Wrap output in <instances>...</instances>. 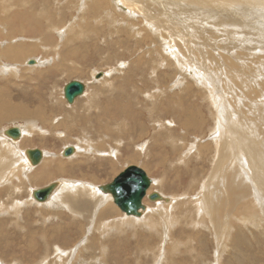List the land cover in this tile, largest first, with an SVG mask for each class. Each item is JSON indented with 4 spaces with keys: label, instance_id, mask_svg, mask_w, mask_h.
I'll return each instance as SVG.
<instances>
[{
    "label": "bare ground",
    "instance_id": "1",
    "mask_svg": "<svg viewBox=\"0 0 264 264\" xmlns=\"http://www.w3.org/2000/svg\"><path fill=\"white\" fill-rule=\"evenodd\" d=\"M26 1L27 0H11L10 2L8 0H0V123L7 122V121L10 122L12 120L13 121L21 120L24 122L23 128L17 127V126L13 127V128L18 129L19 131L18 138H9L8 136L4 135L5 129H3L2 131L0 130L1 131L0 132V183H2V181L4 182V180L5 181L9 180L8 182H10V180L12 179H15L16 181H18V183H20L22 182L21 181L22 179L20 178L19 174H21L22 175L21 177L24 179V182L25 181H29L32 183L36 182L37 184V182L50 179L53 175L55 176L57 174L58 175H61V174L73 175L74 173H76V170L81 171V172L84 171L82 166H79L80 164L77 163L76 161L78 159L77 156L79 154V149L73 146L71 147L73 148L74 151L70 156H68L69 158H67L69 159V163H65L64 161H62L64 160V158H66L65 156L62 155V153H60V157L61 158L63 157L62 159L59 158L57 160V159L52 158L51 161L50 159L46 160V158H48L47 156H50V155L47 154V151L40 150L41 159L39 160L38 163L31 164L26 154V151L34 150V149H25L22 151L19 148H17L18 146L16 144H18V142L21 140V138L23 137V134H27L29 137V136H32L31 133H33L35 130H37L40 134L42 132L44 134H48V133H54V132L56 133V130L61 128L64 133V136L65 134L66 135L73 134V132H76L78 133V135H81L84 137L85 136L89 137L91 134H93V136H95V138L97 139L95 140L96 142L95 148H94V145L91 148L90 144L88 142H85L87 146L84 150H82V153L80 154L84 156H86L85 154L87 155L97 154L98 156H100L98 157L100 159H101L102 154H105L104 156H105L106 162L104 164H106L108 167H112L111 169L113 168L116 169L115 166L118 163L117 160H119V157H118L119 151L118 149H115L114 147L113 148L110 147L107 140L111 139L112 142L118 141V138L121 136V135L119 136V134L123 132L125 128L123 120L124 119L128 121L130 120V122L132 121L131 123H134V120H136L137 117L135 116L134 111H133L134 113L129 112V114L128 113L126 114L124 110L121 108V106H118L114 100H111V97H109L110 99L106 98L105 103L103 104H100L97 101V98H99L98 96L103 92V90L101 89L102 87H107L108 91H111V89L113 90L114 85H115L113 81L114 79L113 80L109 79V76L107 74H104L102 76L103 78L99 80L98 82L92 81V83L94 84L98 83V84L95 87H92L89 90L90 93L87 95H85V92L87 90L84 88L83 93L80 96L76 97L71 104H68V105H72L69 108H65L64 106L61 107L60 103L57 101L56 103L49 101L46 98V94H47L46 90L44 92L38 91V90L35 91V93L33 92L34 96H31V98L29 97V99H26V94H23L21 97L23 99H26L29 105L25 104L24 102L23 103L19 102L17 100H16L17 102H15L13 101L14 99H12L11 94L9 96L8 94L9 90L8 89L6 90V87L3 86L2 79L7 74H11L14 77L16 73L18 72V68L20 67L22 61L25 59L26 61L23 62L24 63L23 65L25 66L26 70H32L33 72H37L38 75H42V76L48 75V73L52 71L54 66L48 68L47 65L43 63L41 58L36 57L37 52L42 51V50L44 52H48L47 48L49 47L58 48L56 46V42H54L55 40H52V35L58 36L61 42H63L66 39L67 37L66 29L63 25L66 24L65 22H67L66 19L69 18L68 16H70V18H73L74 19L73 21H77L75 24L80 27L79 32H78L79 33L78 37L80 39L86 38L88 42H92V43L96 42V40L98 39L101 40V38L98 37L97 35H99V30H100L98 26L102 27L104 24L103 22L107 23L111 27V30H112L111 33H113L114 35L117 32H119L121 36H125L126 39L131 38L132 41H133L132 38L134 39L136 38L138 41L139 40L138 36L140 34L143 35L144 33L148 32L149 34L144 36V38L146 40L155 39V40H152L154 44L152 43L153 46L150 47L152 50V54L153 52L155 53L157 51V47L159 48V50L161 48L162 57H164L165 60L168 62L167 64L168 66L167 65L166 66L170 70H173V73L180 72V75H178L177 73V76H178L177 79L179 80V83L176 84L175 82L173 85H171L172 89L168 92H171L174 89H176L177 85L178 87L183 88L184 90L185 89L190 90L188 83L192 82L193 85H195L198 90V91L196 90L195 93L200 94L202 97V98L200 97L201 100L207 105L206 107L211 108L212 113H209V114H211L210 120L214 126H213L212 131H210V136L208 135V137H206L207 139H205L203 143L200 144L199 146L196 144L188 146L187 144L188 146L186 148L187 151L184 149L186 151V153L184 154L187 157L190 154V151H192L193 149L195 150V152L196 150L197 151L200 150L205 153H210L211 155L210 162L213 161L214 163V170L212 171L210 175L211 178L209 177L206 181L203 177L204 180L201 179L202 180V183L200 182L201 184L200 183L198 184L197 183L198 179H195L196 180L195 184L198 185L199 190L194 191L192 189L191 191H189L188 194L189 193L193 194V197L188 195L187 199L184 198V196L183 198L179 197L180 199H178V198H172V197L169 198L167 196H163L162 194H159L156 192L148 193V190L150 187L149 186L148 189L146 190L145 196L143 197L141 201V204L144 208L143 210L139 209L138 216L126 215L116 206L124 214V216L119 214L120 212H118L116 208L111 205V202H110L112 201L111 195L101 192L98 188L100 186H96L95 183L88 182V180L74 181L71 179L70 180L62 179V181L60 180L58 182H53L51 183L54 185L53 190L51 191V193L48 195V197L45 200L40 201V202L36 201L32 197V192L37 189H32L30 190L29 199L31 200H29V202L32 201L33 202V203L31 202L32 204H35V205L37 204V206H40L39 209L42 208L40 209L41 213H43L44 210H47L48 214L46 215L44 213L46 217H50L51 215L52 217L54 216L57 217L59 215L61 216L62 210L71 213V216H77V215L79 216V212L80 210H82V213H87L90 215L88 224L90 223V226H92V228L98 224L100 227L99 229L102 234L104 232L109 231V232L114 233L116 236L121 235L122 237L123 234L127 232L128 230L134 231L136 228H138L139 230L151 231L153 232V234L157 233V235L162 236V238L164 237L163 242L165 243V245L163 247H168V245L170 244L169 245L170 247L166 248L164 257L160 261V264L175 263L174 259L176 258L177 254H179V251H180V250L178 251L179 248L177 246L183 247L182 240L179 238V236H173L170 228L172 227L174 223L177 222V220H180L179 218L182 216L184 209H188V211L184 215L186 222H187L186 224H189V227L191 228L192 226L200 225V227H204V229L205 228L208 229L209 234L211 232V234L213 235V237L211 235L210 237L213 238V240H215V243H217V245L219 243L221 244L223 240L230 242L232 239H234V237L238 240L239 239L238 236H233V238L231 237V234L237 233L239 230L238 226H233L231 224L232 223L231 219L234 218L240 222L253 215V210L250 208V204H248V201H249L248 197H249L250 189L251 190L253 189V192H254L253 194L254 196L252 195L253 197L251 196V198H255L256 203L261 205V209L264 210V166H263L264 162H262L261 160L262 154L258 151L259 149L257 150L258 151L257 152L255 148L257 147L258 136H260V138L262 137L264 138V74L259 75L260 77L262 76L261 80L263 84H260V83L255 84L254 82H252L256 78L258 82L259 77L257 76V74H260V72L264 73V65L260 66L259 63H257L258 66L255 64L256 65L255 67H253L254 65L251 67L250 63L246 64L245 61L240 62L239 64L242 65V68L245 71V72L244 71L241 72L239 68H237V65H239L237 62L239 61L236 60L239 58L242 59L243 57L246 59L247 58L249 59L250 56H253V58L254 56H256V58L258 60L260 59V61L263 60L264 58V45L259 46V47L254 46L259 43L260 38L264 37V27L259 24L261 21L258 22L259 15L255 7L251 8L252 11L249 9V7H247V4L253 3L255 1H257L256 4H259L264 0H242L244 1V3L243 4L239 3L238 6H237V2L241 0L239 1L238 0H30L31 2L30 5H27V7H24L26 4ZM37 7L40 9V11L37 9ZM52 10L54 11V13H57L55 17L57 18L56 23H52L53 28H51V30L49 29V25H48L46 28L47 32H44V31L42 32L41 30H39L40 28L39 26L41 22L43 21V19H47L49 22L51 21ZM38 11H39V14H38ZM91 23L93 24L91 25ZM83 24L89 30H87ZM102 29L104 30V28ZM219 33L230 34V36L227 37L226 35V38L224 36L221 37ZM75 35L77 36V34ZM78 37L76 39L77 40L76 43H78ZM236 37L238 38L237 43L235 41V44L233 43L234 45L231 44L230 38L235 39ZM40 38H42L43 40H39ZM109 38L111 39L109 43L113 44L112 42L113 37H109ZM70 40H71L70 42H72V39ZM213 40L218 41V43H216V46L212 48V46L210 45V42ZM247 40H249L250 43L242 44V41L245 42ZM255 40H258V43ZM68 42L69 41H66V43ZM239 43L242 44V46L240 45L238 46ZM262 43L264 42L262 41ZM81 44H83V41H81L80 45ZM248 44H251V45H248ZM40 46H42L41 49L38 48ZM81 46H84V45H81ZM95 47L97 48V45ZM133 47L135 48L136 46H133ZM257 48H259L258 51L256 50ZM84 50L85 49L83 48V51ZM59 51H62L63 55L69 54V56H72V57L83 56V58L81 59H84V56H85V54L83 55L82 48L80 46L71 47L70 45L66 49L63 47V49H60V50L58 49L57 55H59ZM155 58H157V56ZM29 61L33 62L32 64H29V65L31 66L35 64L36 65L32 67H28L26 63H28ZM164 62H161V63L163 64ZM235 62L237 63V65ZM131 63H132V66L134 63L133 68L135 69V72H138L137 74L142 75V79H144L143 75L145 72V68L147 71H149L148 68L150 67L149 72L154 75L158 70L157 67H162V66H157V67L153 66L155 64L153 59H150L148 64L147 63L142 64L140 58L133 60ZM40 66L42 68H45V67L47 68L45 70L44 69L38 70ZM155 67L156 69H154ZM192 68L193 69L195 68L196 70L194 72H189L191 74L189 75L190 77L188 79V77L181 71L183 69H190L192 71ZM75 70L77 69L72 70L70 74L68 72L69 76L77 75L78 72H80V71H75ZM94 72L95 71H93V74ZM129 74H132V73L128 72V75H127V79L130 81ZM160 76H163V75H160ZM253 76H256V77H253ZM39 77L43 78L44 76L43 77L39 76ZM92 77H94V75ZM251 77L255 79L251 81L250 80ZM98 78H95V79H98ZM172 79L173 78L171 77V80ZM182 79H184L187 84ZM154 80L159 83L158 79L155 78ZM73 81H76V80H73ZM145 82H146L145 80H142L141 83L145 84ZM161 82H163V79L161 80ZM129 85L131 87V84ZM258 85L261 87H259ZM51 90H54V88L51 87ZM149 90L150 89L146 90V92H143V96L146 97L147 100H154V98L155 100L156 99L159 100L161 94H163V92L159 90L158 91L155 90L152 92ZM224 91L226 92V94H224ZM119 94L121 95V97H126V95L122 91H119ZM179 94L181 95L180 92ZM174 95H173V98L175 97ZM225 97L227 98V100ZM80 98H83V99L75 103V101ZM162 100L164 101V99ZM20 101H23V100H20ZM166 102H168V100ZM150 103H153V102H150ZM155 103H153V105ZM111 104L113 106V109L109 107ZM147 104L148 103H146V105ZM183 105L185 104L183 103ZM198 105H199L198 108H194V109L191 108V110H181L182 114H184L182 115V117H180V120L182 119L181 121H182L184 132H187L192 128H195L193 132H199L205 128V123L207 122V120L203 119L201 115L203 105L202 103ZM136 108L137 107H135V109ZM157 108L158 106L153 107L152 112H151L152 113L151 117H154L155 115V117L157 116L158 118L159 111H157ZM90 121H93L94 125H92ZM74 123L77 125L79 124V125L77 126ZM141 125L142 126L140 127V129L137 126V133L139 132L138 137L140 138L143 137L144 139L148 131H147V128L143 124ZM176 125H177V122H176ZM196 126H198V128ZM45 127L47 129H45ZM115 127H117L118 130L121 128L120 129L121 132L120 131L115 132L112 129ZM127 129L128 128H126V130ZM175 130L176 129H174V131ZM247 132L248 134L250 133V136L247 135ZM130 135L129 137H131ZM174 135L176 136L177 134L174 133ZM253 137H256L257 139H253ZM34 139L42 140L41 142L46 140L42 138L32 139L31 137L25 140L26 142L31 143ZM133 140L130 138L128 139V141L131 142L129 149H133V152H131L129 155V158L132 161L130 162L129 160L130 163L128 164H131L133 162H136L137 160H143V159H144L143 161L145 160L148 161L147 155L149 153H148V149L145 148V144L144 146H140L138 145V143H136ZM63 141H64V138H63ZM168 141H166V143ZM154 144L156 143L154 142ZM182 145H184V147L186 146V144H182ZM82 146L84 145L82 144ZM68 147L70 146H66L65 148H68ZM79 148L81 150V146H79ZM170 148L172 147L170 146ZM104 150L106 152H104ZM124 153H125V150H124ZM190 155H192V153ZM205 155L200 154V157L205 156ZM196 159L198 158L196 157ZM183 160H185V158ZM189 160H191V158H189ZM74 161L77 164H75ZM152 161H153V158H152ZM86 162L82 164L85 165L86 168H88ZM90 162H91V159H90ZM164 162L165 160L163 161L159 160L158 166H161V168L164 169L163 171L165 173L166 170L164 167ZM184 162H186V160ZM180 163H182V161ZM259 164H261L262 169L258 168ZM36 166H39L38 169H41V170L33 171ZM117 171L118 170H113L112 173L110 172L111 177ZM161 178H157L156 180H154V183H153V186H156L157 190L160 192L164 191V187H163L164 178L162 180ZM176 178L178 179L177 175L175 178H173V180ZM89 179L91 181L94 180L93 176H90ZM169 183H171V181ZM175 184L177 183L172 181V187ZM105 185H102V186H105ZM21 188L23 189V186H21ZM153 193L158 194L159 200L151 201L154 203L151 206L152 208H147L143 204L145 202V201L143 202V200L144 198L148 200V196L152 195ZM164 203H167V204H164ZM262 215L264 218V211ZM130 217L140 218V219H133ZM82 229H83V226H77V231H80L78 232L79 233L78 237L82 236V233H83ZM192 229L194 230V228ZM193 230L189 232L188 235L186 234L189 237L188 238L189 243H187L185 240L186 244L184 245V248L188 251H190L189 244L192 243V241H194L195 237L200 238L199 235L195 236L196 231H193ZM151 232L149 234H151ZM241 235H243L242 232H241ZM138 236L136 238H134L133 236L132 237L134 239H137ZM43 237H46V236H43ZM124 238L126 239V236L123 237V239ZM101 240H104V239L101 238ZM115 240H119V239H115ZM53 241L55 242V240ZM119 242L121 241L119 240ZM42 245L45 246V244H42ZM44 246H41V247H44ZM158 246L160 247L162 246V244ZM46 247L45 249H47ZM152 247L154 248V246ZM163 247H162V250H163ZM144 248H148V246L146 247L143 246L142 249ZM229 248H231V246ZM101 250L103 249H100V251ZM154 253L155 252H153L152 254ZM140 257H141V254H140ZM195 257L197 258L198 256H195ZM134 258H137V257H134ZM61 260H62V264L63 262H66L62 258ZM193 260L194 259H192V261ZM197 262H199V260ZM137 264L139 263L137 262Z\"/></svg>",
    "mask_w": 264,
    "mask_h": 264
},
{
    "label": "rangeland",
    "instance_id": "2",
    "mask_svg": "<svg viewBox=\"0 0 264 264\" xmlns=\"http://www.w3.org/2000/svg\"><path fill=\"white\" fill-rule=\"evenodd\" d=\"M8 1L11 2V0H8ZM256 2L257 1L250 3V4H247V7H249V9L251 11H252L251 8L255 7V9L258 11V15H259L258 22L261 21L259 24L264 27V3H263L264 1H262L259 4H256ZM30 3H31L30 0H27L24 7H27V5H30ZM239 3L243 4L244 1L241 0V1L237 2V6ZM260 5H262V6H260ZM37 9L40 11V9L38 7H37ZM11 11H12V9H11ZM39 11H38V14H39ZM56 14L57 13H54V11L52 10V13H51V16H52L51 21L52 22L51 21L49 22L47 19H43V21H42L43 23L41 22V24L39 26L40 27L39 30H41L42 32L43 31L47 32L46 28L48 25H49V29L51 30V28H53L52 23H56V20H57V18H55ZM68 17L69 18L66 19L67 22H65L66 24L63 25L66 29V34H67L66 39L63 42H61L60 39L58 38V36L52 35V40H55L54 42H56V46L58 48L49 47V48H47L48 52H44L43 50L38 51L37 55H36V57L41 58L43 63L45 65H47L48 68L54 66L53 69L51 68L52 71L50 73H48V75H43L44 76L43 77L42 75H38L37 72H33L32 70H26L25 66L23 65L24 64L23 62L26 61V59L23 60L20 67L18 68V72L16 73V75L14 77L11 74H7L2 79L3 86L6 87V90L7 89L9 90V93H8L9 96L11 94L12 99H14L13 101H15V102H17V101L22 102V103L24 102L25 104L29 105V103L26 99H29V97L31 98V96H34L33 94L35 93V91L38 90V91L44 92L46 90V92H47L46 98L49 101H51L53 103H56V101H57L60 103L61 107L64 106L65 108H69L72 105H68L65 102V100L63 99V93H62L63 87L67 83H69L73 80L82 82L85 85V89L87 90L85 92V95H87L90 93L89 90L98 84V83L94 84V83H92V81L98 82L99 80H101L103 78L102 76L104 74H107L109 76V79H112V80L114 79L113 81L115 83V85H114L115 89L113 88V90L111 89V91H108L107 87H102L101 88L103 90V92L101 93L102 95L100 94L98 96L99 98H97V101L100 104H103V103H105L106 98L110 99L109 97H111V100H114L118 106H121V108L124 110V112L126 114L127 113L129 114V112H132V113L135 112L134 114L137 118H136V120H134L135 124L131 123L132 121L130 122V120L129 121L125 120V119L123 120L124 126H125V128L123 130L124 133L121 132L120 127H118V128H120L119 130L117 129V127H115L116 129L112 128L115 132L116 131L121 132L119 134V136L120 135L121 136L119 137L120 139L118 138V141L112 142L111 139L107 140L110 147H112V148L114 147L115 149H118V151H119L118 152L119 153L118 154L119 160H117L118 163L115 166L116 169H114V168L111 169L112 167H108L106 164H104L106 162L105 156H104L105 154H102L101 159L98 158L100 156H98L97 154H95V155L94 154H92V155L91 154H89V155L85 154L86 156L80 154V153H82V150H84L87 146L85 144V142H88L90 144L91 148L93 145L95 148V144H96L95 140H97V139L95 138V136H93V134H91L89 137H87V136L84 137V136L78 135V133H76V132H73V134H70V135L65 134V136H64V133H63L61 128L56 130V133L54 132V133H48V134H44L43 132L40 134L37 130H35L33 133H31L32 136H29V137H31L32 139L33 138H42V139H46V140L41 142L42 140L34 139L31 142L32 144L30 142L29 143L26 142L25 139H28L29 137L27 134H23V137L18 142V144L19 143L20 144L19 145L16 144L18 146L17 148H19L22 151L25 149H39L41 151H43V150L47 151V154H49L50 156H47L48 158H46V160L50 159V161L52 158L57 159V160L59 158H61L60 153H62V149H64L66 146L77 147V149H79V154L77 156L78 159L76 158L77 159L76 161H77V163L80 164L79 166H82L84 171L81 172V171L76 170V173H74L73 175H69V174H61V175L57 174L56 176L53 175L50 179H47V180L41 181V182H37V184H36V182H33V183L29 182V181L24 182V179L21 177L22 176L21 174H19V175H20V178L22 179L21 181L23 183L22 182L18 183V181H16L15 179L10 180V182H8L9 180L8 181L4 180V182L2 181V183H0V264H45V263L46 264H62L61 258L66 261V262H63V264H95V263L96 264H131V263L137 264V262L139 264L140 263L141 264H153L154 262H155L154 264H156V263L160 264V261L164 257L165 250H166V248L170 247L169 246L170 244L168 245V247H163L165 245V243L163 242L164 237L162 238V236L157 235V233L153 234V232H151V231H147V230L144 231V230H139L138 228H136L134 231L128 230L127 232H125L126 234L125 233L123 234L122 237H121V235L116 236L114 233L109 232V231L104 232L102 234L100 229H99L100 227L98 224L93 228H92V226H90V223L88 224V221L90 219V215L87 213H82V210H80L79 216L78 215L77 216H71V213L62 210L61 216L59 215L57 217H55V216L52 217V215H51L50 217H46L45 214L46 215L48 214L47 210H44L43 213H41L40 209H42V208L39 209L40 206H37V204L36 205L32 204L33 203L32 201H31L32 203L29 202V200H31V199H29L30 198V190L44 188L53 182H58L60 180L62 181V179L63 180H65V179L70 180L71 179L74 181L88 180V182L95 183L96 186H102V185L110 183L126 167L135 166V167H139L141 170H143L145 172V174L147 175V177L151 181L153 180L151 182L150 187H149L148 193L156 192V193L162 194L163 196H167L169 198L172 197V198H178V199H180L181 197L183 198V196H184V198L187 199L188 195L193 197V194H191V193L188 194V192L191 191L192 189L194 191L199 190L198 185L195 184V181H196L195 179H198L197 180L198 184L200 182L202 183V180H204V179L207 181V179L210 177L212 171L214 170V163H213V161H211L212 163L210 162V156H211L210 153H205V152H202L200 150H198V151L196 150V152H195L194 149L192 151H190V154L192 153V155L189 154L188 157L185 156L184 153H186V151H187L186 148L189 145H195L196 144L199 146L200 144L203 143V141L205 139H207L206 137H208V135L210 136V131H212L213 126H214L210 120L211 114H209V113H212L211 108L206 107L207 105L201 100V98H202L201 95L195 93V91L197 90V87L195 85H193L192 82L188 83L190 90H187V89L184 90L183 88H180L177 85L176 89L171 91L172 93L168 92L172 89L171 85H173L175 82H176V84L179 83V80L177 79V77H178L177 73H178V75H180V72L173 73V70H170L167 67L168 62L165 60L164 57H162V51H161L162 49L161 48L159 50V48L157 47V51L159 50L160 53H159V51L158 52L156 51L157 53L153 52V54H152V50L150 47L153 46L154 43L152 40H155V39L149 40L147 38L148 40H146L144 38V36L148 35L149 34L148 32L144 33L143 35L140 34L138 36V39L140 41L139 40L137 41L136 38H135L136 40L134 38H132L133 39V41H132L131 38L126 39L125 36H121L119 32H117L114 35L113 33H111V31H112L111 27L107 23L103 22L104 24L102 27L98 26L100 28V30H99V35H97V36L101 38V40L98 39L100 42L98 40H96V42L92 43V42H88L86 38L80 39L78 37V35H79L78 32H79L80 27L75 24L77 21H73L74 19L70 18V16H68ZM47 22H49V23H47ZM70 24H72V25H70ZM92 24L93 23H91V25ZM100 25H102V24H100ZM85 28L87 29L86 26H85ZM102 28H104V30ZM87 30H89V29H87ZM100 32H101V34H100ZM103 32H104V34H103ZM75 34H77V36ZM118 35H120V36H118ZM219 35L221 37L224 36L225 38H226V35H227V37L230 36V34H224V33H219ZM77 37H78V43H76ZM104 37H105V39H104ZM109 37H113L112 38L113 44L109 43L111 40ZM70 39H72V42H70L71 41ZM230 39H231L230 40L231 44H233V43L235 44V41L237 43V39H238L237 37L235 39H233V38H230ZM39 40H43V39L40 38ZM260 40H261V42H260ZM260 40H259L260 44L258 43V40H255L258 44L254 45V46L259 47V46L264 45V43H262V41L264 42V37L260 38ZM66 41H69V42L66 43ZM81 41H83V44H81V45H84V46L80 45ZM114 42L116 43V45ZM256 42H254V43H256ZM216 43H218V41H216V40H213L210 42V45L212 46V48L216 46ZM246 43H250L249 40H247L245 42L242 41V44H246ZM95 44L97 45V48L95 47L96 46ZM148 44H150V45H148ZM242 44L239 43L238 46L239 45L242 46ZM70 45H71V47L72 46L73 47L80 46L82 48L83 55L85 54L84 59H81V58H83V56L72 57V56H69V54L63 55L62 51H59V55H57L58 49L59 50L63 49V47L66 49ZM248 45H251V44H248ZM133 46H136V47L134 48ZM145 47H146V49H145ZM249 47H251V46H249ZM38 48L41 49L42 46H40ZM83 48L85 49L84 51H83ZM96 49H98V50H96ZM143 49H145V50H143ZM258 49L259 48H257L256 50L258 51ZM116 53H117V55H116ZM147 55H149V56H147ZM150 56H152V57H150ZM156 56H157V58H155ZM27 58H29V57H27ZM138 58L141 59L142 64H146V63L148 64L150 59H153L154 63H155L154 65L152 63L153 66H156V67L162 66V67H157L158 70L154 75L149 72L150 67L148 68L149 71H147L145 68V72L143 75L144 79H142V75L137 74L138 72H135V69L133 68L134 63H133V66L131 63L133 60L138 59ZM160 58H162V59H160ZM79 59H81L82 62ZM88 59H90V60H88ZM239 59H236L237 61H239V62H237L238 64L240 62L245 61L246 64L250 63L251 67L253 65H254L253 67H255L256 65L258 66L257 63H259L260 66L264 65V61H263L264 58H263V60L260 61V59L258 60L256 58V56H254V58H253V56H250L249 59L248 58L246 59L243 57L242 59H240L241 61ZM164 60L166 63L164 62ZM236 60H234V61H236ZM160 61L164 62V63L162 64ZM29 62L26 63L28 67H32V66L36 65L35 64V65L31 66V65H29ZM237 63H236V65H237ZM47 67L42 68L40 66L38 70H43V69L45 70ZM156 67L154 69H156ZM237 68H239V70L241 72L244 71L241 64L237 65ZM74 69H77L75 71H80V72H78L77 75L69 76L70 72ZM189 70L190 69H183L181 71L188 77V79L190 77L189 75L191 74L189 72H194L196 69L192 68V71L191 70L189 71ZM93 71H95L94 74H93ZM68 72H69V74H68ZM128 72L132 73V74H129L130 81L127 79ZM92 74L94 75V77H92L93 76ZM262 74H264V73L260 72V74H257V76L259 77L258 82L256 80L257 78L256 79L253 78L256 76L251 77L250 80L252 81L253 79H255L252 82H254L255 84L256 83L257 84H259V83L263 84L262 80H261L262 76L261 77L259 76ZM160 75H163V76H160ZM170 75L173 78L172 80H171ZM39 76H41L43 78H40ZM95 78H98V79H95ZM155 78L159 80V83L161 82L162 79H163V82H161L159 84L158 82H156L154 80ZM142 80L146 81L145 84L141 83ZM182 80H184V79H182ZM184 82L186 83L185 80H184ZM129 84H131V87ZM51 87L54 88V90H51ZM259 87H261V86H259ZM41 88H42V90H41ZM148 89H150L149 91H151V92L155 91V90L156 91H158V90L162 91L163 94H161L162 97L160 96L159 100L164 99V101L163 100L159 101L158 99L155 100V98H154L155 101L154 100H147V98L143 96V92H146V90H148ZM119 91H122L126 95V97H121V95L119 94ZM222 91H223V89H222ZM179 92L181 93V95L179 94ZM114 93H116V94H114ZM23 94H26V99H23L21 97ZM224 94H226L225 91H224ZM173 95L175 96L174 98H173ZM167 97H168V99H167ZM81 99H83V98L76 100L75 103H77V101H80ZM20 100H23V101H20ZM132 100H133V102H132ZM167 100H168V102H166ZM226 100H227V98H226ZM25 101H27V102H25ZM150 102H153V103L157 102V103H155L153 105V103H150ZM143 103L145 106L143 105ZM146 103H148V104L146 105ZM183 103L185 105H183ZM195 103H197V104H195ZM200 103H202V105H203L201 115H202L203 119L207 120V122L205 123V128L199 132H193V130L195 128H192L189 131L184 132L182 121H181L182 119L180 120V117H182V115H184V114H182L181 110H191V108L192 109L198 108V106H199L198 104H200ZM156 104H158V105H156ZM66 105H68V106H66ZM154 106H158V108H157V111H159V113H158L159 115L157 114L158 118H157V116L155 117V115H154V117H151V115H152L151 112H152V109ZM109 107H111V109H113L112 104ZM135 107H137V108L135 109ZM188 107H189V109H188ZM166 109H167V111H166ZM174 115H175V117H174ZM140 122H141V124H143L147 128V131H148V133L144 137V139H143V137L142 138L138 137L139 132L137 133V126L139 127V129L142 126L140 124ZM176 122H177V125H176ZM90 123L92 125H94L93 121H90ZM163 123H164V125H163ZM132 124H133V126H132ZM75 125H77V124H75ZM16 126L23 128L24 122L21 120L20 121L19 120H14V121L12 120L10 122L9 121L1 122L0 123V130L1 131L3 129L7 130L10 127L12 128V127H16ZM39 126H41V125H39ZM173 127H174V129H176L175 131H174ZM196 127L198 128V126H196ZM126 128H128V129L126 130ZM45 129H47V128L45 127ZM59 130H61V131H59ZM134 131H135V133H134ZM174 133L177 135L175 136ZM128 134L129 135L131 134L130 135L131 137H129ZM247 135L250 136V133L248 134V132H247ZM134 136H135V138H134ZM160 136H162V137H160ZM2 137H4V136H2ZM62 137L64 138V141H63ZM127 137H129L132 140L135 139L133 141L138 143V145H140V146H144V144H145V148L148 149V153H149V154L147 153L148 155L146 154L148 156V161L145 160L146 161L145 162V161H143L144 160L143 159V160H137L136 162L128 164L132 161L129 158V155L131 152H133V149H129L131 142L128 141L129 138H127ZM80 138H82V139H80ZM185 138H187V139H185ZM253 139H257V138L253 137ZM168 140H170V141H168ZM175 140H177V141H175ZM166 141H168V142L166 143ZM185 141H187V142H185ZM154 142L156 144H154ZM258 142H259V144H258ZM79 144H81V145H79ZM82 144L84 146H82ZM132 144H133V142H132ZM182 144H186V146L184 147V145H182ZM187 144H188V146H187ZM169 145L172 148H170ZM79 146H81V150H80ZM255 148H256V151L259 149L258 151L262 154L261 160H262V162H264V159H263L264 158V156H263L264 155V138L263 137L260 138V136H258L257 147H255ZM124 150H125V153H124ZM163 150H164V152H163ZM104 152H106V151L104 150ZM92 153H94V152H92ZM196 153L197 154L199 153L198 156ZM200 154H202V155L206 154V155L202 156L203 157L202 158V157H200ZM183 157L185 158L187 163L184 162L185 160H183L184 159ZM196 157L198 159H196ZM67 158H69V157L64 158V160H62V161H64L65 163H69V159H67ZM102 158H103V160H102ZM152 158H153V161H152ZM189 158H191V160L193 162L191 160H189ZM90 159H91V162H90ZM120 159H122V160H120ZM158 159L160 161L165 160V162H164V167L166 170L165 173L163 171L164 169H162L161 166H158L159 165ZM129 160H130V162H129ZM178 161H179V163H178ZM181 161H182V163H180ZM85 162L87 163L88 168H86V166L82 164ZM151 162H153V163H151ZM196 162H197V164H196ZM74 163H75V161H74ZM77 163H75V164H77ZM212 164H213V166H212ZM193 166L196 168H194ZM103 167H105V168H103ZM38 168H39V166H36L33 171H40L41 169H38ZM258 168L262 169L261 164L258 165ZM99 170H101V171H99ZM113 170H118V171L114 175H112V177H111L110 174L112 173ZM163 173H164V175H163ZM27 175H29V174H27ZM176 175L178 176V179L176 178L177 180L176 179L173 180V178H175ZM90 176H93L94 180L91 181L89 179ZM161 176H162V178H161ZM195 176H196V178H195ZM203 177H204V179H203ZM157 178H161V180L164 178L163 179L164 191H162V192L158 191L156 186H153L154 180H156ZM166 179L168 180V182ZM170 181H171V183H169ZM172 181L177 183L173 187H172ZM21 186H23V189L21 188ZM155 190H157V191H155ZM16 193H18V194H16ZM253 194H254L253 189L252 190L250 189L249 197H248L249 198L248 204H250V208L253 210V215L249 218H246L243 221H240V222L237 221V219H234V218L231 219V222H232L231 224L233 226L239 227L238 232L231 234V237L233 238V236H238L239 239L237 240L234 237V239H232L230 242L223 240L221 242V244L220 243L218 244L221 247H219L217 245V243H215V240H213V238L210 237V235L212 237H213V235L211 234V232L209 234L208 229H206V228L204 229V227H200V225H196V226H192V228H194V230H193L191 227H189V224H186L187 222H186L184 215L188 211V209H184L182 216L179 218L180 220H177V222L174 223L172 225V227L170 228L172 231V235L173 236H179V238L183 242V247L177 246L179 248L178 251L179 250L180 251H179V254H177L176 258L174 259L175 263H173V264H227V263L228 264H231V263L232 264H264V218L262 215L264 210L261 209V205L256 203L255 198H251V196ZM17 195L18 196L20 195V196L18 197ZM110 202H111V205L114 206L118 212H120L119 214L124 216V214L112 203V201H110ZM143 202H144L143 204L147 208H152L151 206L154 204L153 202L147 200L146 198H144ZM160 203H162V202H160ZM164 204H167V203H164ZM15 207L17 208V210ZM130 218H133V217H130ZM133 219H140V218H133ZM95 220H96V218H95ZM77 226H83V229H82L83 233H82L81 237L80 236L78 237V234H79L78 232H80V231H77ZM54 227H55V229H54ZM46 229L50 230L51 232L46 230ZM192 230L196 231V234L199 233L197 235L195 234V236L199 235L200 238L194 236L195 239H194V241H192V243L189 244L190 245V251H188L184 248V245L186 244V242L189 243V240H188L189 237L187 235ZM150 232H151V234H149ZM241 232L243 235H241ZM45 234H47V235H45ZM133 234H135L136 236ZM131 235L134 238H136L138 235H140V236H138L137 239H134ZM43 236H46V237H43ZM125 236H126V239L124 238L125 239L124 240L123 237H125ZM51 237H53V238H51ZM194 237H192V238H194ZM40 238H42V239H40ZM101 238L104 240H101ZM105 238H107V239H105ZM160 238H161V240H160ZM52 239L55 240V242ZM94 239H95V241H94ZM115 239H119L121 242H119V240H115ZM127 239H128V241H127ZM48 240L50 243L48 242ZM185 240H186V242H185ZM196 240H198V241H196ZM155 241H156V243H155ZM92 243H94V244H92ZM42 244H45V246ZM122 244H123V246H122ZM157 244L158 245L162 244V246H160L161 248ZM145 245L148 246V248L142 249L143 246L146 247ZM150 245L154 246V248ZM41 246H44V247H41ZM119 246H120V248H119ZM230 246H231V248H229ZM45 247L47 249H45ZM87 247H88V249H87ZM162 247H163V250H162ZM74 248H75V250H74ZM100 249H103V250L100 251ZM77 251H78V253H77ZM105 251H106V253H105ZM153 252H155V253L152 254ZM138 254H139V256H138ZM140 254H141V257H140ZM60 255H61V257H60ZM195 256H198V257L196 258ZM134 257H137L139 259L134 258ZM192 259H194V260L192 261ZM132 260H134V261H132ZM196 260L197 261L199 260V262H197ZM47 262H49V263H47Z\"/></svg>",
    "mask_w": 264,
    "mask_h": 264
},
{
    "label": "water",
    "instance_id": "3",
    "mask_svg": "<svg viewBox=\"0 0 264 264\" xmlns=\"http://www.w3.org/2000/svg\"><path fill=\"white\" fill-rule=\"evenodd\" d=\"M33 62L30 61L29 64ZM84 85L79 81H71L67 83L62 90L63 98L67 104H71L74 99L80 96L84 91ZM18 129L9 128L5 130L4 135L9 138H18ZM73 148L70 146L64 148L62 155L65 157L73 153ZM26 154L31 164H36L41 159L40 150H27ZM151 184V180L147 177L145 172L138 167L129 166L119 173L110 183L105 186L98 187L101 192L110 194L112 201L126 215L138 216V211L143 210L141 201L145 196L146 190ZM54 185L49 184L44 188L37 189L32 192V197L36 201L45 200L53 190ZM149 201L159 200L156 193L148 196Z\"/></svg>",
    "mask_w": 264,
    "mask_h": 264
}]
</instances>
